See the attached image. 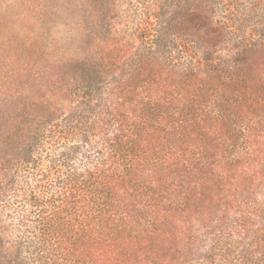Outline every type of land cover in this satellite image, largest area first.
<instances>
[{"label": "trees", "instance_id": "trees-1", "mask_svg": "<svg viewBox=\"0 0 264 264\" xmlns=\"http://www.w3.org/2000/svg\"><path fill=\"white\" fill-rule=\"evenodd\" d=\"M220 1L168 0L152 36L103 41L112 63L83 95L102 94L112 131L71 121L43 171L28 148L33 184L11 186L24 237L0 264H264V209L246 202L264 175V0Z\"/></svg>", "mask_w": 264, "mask_h": 264}, {"label": "rangeland", "instance_id": "rangeland-1", "mask_svg": "<svg viewBox=\"0 0 264 264\" xmlns=\"http://www.w3.org/2000/svg\"><path fill=\"white\" fill-rule=\"evenodd\" d=\"M167 2L0 0V250L8 251L14 238L24 237L19 227L22 211L14 201L21 198L11 186L16 180L18 189L24 191L29 188L28 181L33 184L23 162L28 148L32 147L31 164L37 163L43 171L48 167V157L62 149L58 143L67 142L59 131H68L71 121L78 127L73 131H94L92 141H98L102 131L111 133L102 94L91 99L83 95L84 86L92 79V68L112 63L100 53L101 44L108 37L134 44L137 38L152 36L147 24L156 21L155 7ZM217 17L222 18L219 12ZM70 141L75 143L72 138ZM86 150L87 146L81 147L80 163ZM248 186L250 197L246 202L255 215H260L264 209V175L251 177ZM236 204L230 210L232 217L240 215L235 212ZM254 221L252 212L248 225ZM262 226L263 221L257 218L250 230L263 231ZM240 231L245 233V229ZM245 236L244 242L252 235ZM209 245L210 241L203 239L201 251ZM237 246L243 247L238 242Z\"/></svg>", "mask_w": 264, "mask_h": 264}]
</instances>
